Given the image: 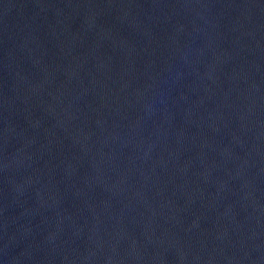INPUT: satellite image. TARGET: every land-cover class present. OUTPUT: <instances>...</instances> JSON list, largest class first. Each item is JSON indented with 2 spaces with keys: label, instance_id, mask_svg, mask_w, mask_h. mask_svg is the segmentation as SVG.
Returning a JSON list of instances; mask_svg holds the SVG:
<instances>
[{
  "label": "water",
  "instance_id": "1",
  "mask_svg": "<svg viewBox=\"0 0 264 264\" xmlns=\"http://www.w3.org/2000/svg\"><path fill=\"white\" fill-rule=\"evenodd\" d=\"M0 264H264V0H0Z\"/></svg>",
  "mask_w": 264,
  "mask_h": 264
}]
</instances>
